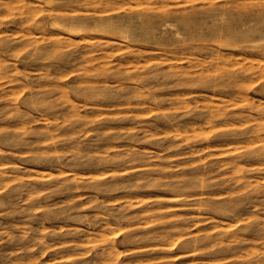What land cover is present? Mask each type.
Listing matches in <instances>:
<instances>
[{
  "label": "rangeland",
  "instance_id": "rangeland-1",
  "mask_svg": "<svg viewBox=\"0 0 264 264\" xmlns=\"http://www.w3.org/2000/svg\"><path fill=\"white\" fill-rule=\"evenodd\" d=\"M0 264H264V0H0Z\"/></svg>",
  "mask_w": 264,
  "mask_h": 264
},
{
  "label": "bare ground",
  "instance_id": "bare-ground-1",
  "mask_svg": "<svg viewBox=\"0 0 264 264\" xmlns=\"http://www.w3.org/2000/svg\"><path fill=\"white\" fill-rule=\"evenodd\" d=\"M19 1V0H18ZM50 0H48V2H49ZM57 2V1H56ZM186 3V2H185ZM52 9V8H51ZM55 9H56V7H55ZM48 11V10H47ZM48 15V14H47ZM53 24H54V22L53 21H51ZM56 22V21H55ZM57 26V25H56ZM73 32V31H72ZM79 33V32H78ZM130 61V60H129ZM128 61V62H129Z\"/></svg>",
  "mask_w": 264,
  "mask_h": 264
}]
</instances>
